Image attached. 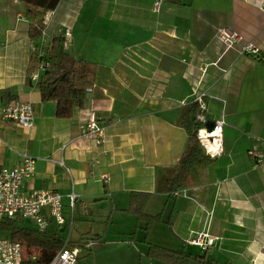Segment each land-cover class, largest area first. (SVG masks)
<instances>
[{
  "label": "crops",
  "instance_id": "1",
  "mask_svg": "<svg viewBox=\"0 0 264 264\" xmlns=\"http://www.w3.org/2000/svg\"><path fill=\"white\" fill-rule=\"evenodd\" d=\"M26 11L19 0H0V169L15 167L22 153L35 160L22 193H57L65 212L74 193L71 239L85 229L77 218L91 215L90 207L129 213L130 193L150 194L145 211L156 201L154 215L162 221L148 238L163 224L161 243L177 247L166 249L203 254L214 264H264V158L258 163L253 155L254 148L264 155V0H60L43 16L47 24L36 44L28 37ZM66 28L72 35L66 53L96 70L84 85L92 92L82 107L60 119L55 102L41 101L34 87L39 79L31 80L45 70L39 65L29 83L27 65ZM220 29L237 33L240 43L225 49ZM246 43L259 54L241 53ZM194 90L203 96L206 121H224L222 152L169 194L168 182L193 143L184 125ZM10 101L31 105V128L2 118ZM89 113L105 129L102 145L80 134ZM133 218L135 230L141 223ZM202 231L216 238L204 252L186 244ZM77 236L75 244L88 238Z\"/></svg>",
  "mask_w": 264,
  "mask_h": 264
},
{
  "label": "trees",
  "instance_id": "2",
  "mask_svg": "<svg viewBox=\"0 0 264 264\" xmlns=\"http://www.w3.org/2000/svg\"><path fill=\"white\" fill-rule=\"evenodd\" d=\"M27 8L25 18L28 21V37L31 43L40 41L45 26L42 18L46 12L54 11L60 0H19ZM174 5H179L180 0H170ZM62 35L53 37L43 47L44 53L33 52L27 65V80L30 83V75L39 65L46 68L34 85L40 94L42 102L53 101L56 103L55 116L60 119L71 117L75 107H82L86 99L84 85L93 76L96 65L81 59H77L66 53L63 48ZM197 105L192 104L188 111V117L184 125L189 142L177 164V171L168 182L166 193H172L182 188L189 179L193 168H207L212 160L207 157L198 142L195 140L199 123L195 121ZM171 196V195H170ZM150 194L130 193L128 212L135 216L137 223L143 225L144 241L146 242L154 224L162 221L161 214L149 215L145 209L150 201ZM0 237H5L21 247V264H48L53 256L61 249V237L52 231L39 233L36 229L24 226L15 220L5 218L0 224ZM91 240L97 243L98 237L92 236ZM92 249V248H91ZM86 249L85 252H91ZM146 256L170 264H214L207 261L205 255L184 254L181 251H173L160 246L148 244Z\"/></svg>",
  "mask_w": 264,
  "mask_h": 264
},
{
  "label": "built area",
  "instance_id": "3",
  "mask_svg": "<svg viewBox=\"0 0 264 264\" xmlns=\"http://www.w3.org/2000/svg\"><path fill=\"white\" fill-rule=\"evenodd\" d=\"M159 5L160 1L154 3V11H158ZM43 24H47L45 19H43ZM62 36L64 48H68L72 36L71 30L66 28ZM217 38L223 43L225 49L237 46L241 40L237 33L225 29L218 30ZM240 51L252 56L259 54V49L251 43L242 44ZM46 68L48 67L40 65L39 70L44 71ZM39 76V73H36L31 76V80L37 82ZM86 92H92V88L87 89ZM192 96L193 103L197 105L195 121L200 125L196 133V139L204 154L210 159H215L222 152L221 139L224 121L222 118L214 121V129L209 132L205 126L207 121L203 96L196 90L193 91ZM2 118L23 128H31L34 123L31 105L21 101H10L7 103L2 109ZM202 131L203 135H201ZM80 134L93 138L97 145H102L105 142V129L97 122L96 117L92 113H89L84 124L80 126ZM253 150V155L256 157L257 162L261 163L264 155L258 153L255 148ZM19 156L20 161L15 167L0 169V224L7 218L16 220L17 223L24 226H27L26 223H29L39 233L47 231L57 233L62 239V247L48 264H78L80 251L91 249L96 242L91 239H83L79 244H75L71 240L74 222L73 208L76 195L74 193L70 195L71 204L69 205L68 212H65L61 196L57 193L52 191L22 193L23 184L34 175L35 160L26 153H22ZM59 164L63 165L62 161ZM101 180L107 181L108 177L102 175ZM215 240L216 238L211 236L207 231H202L191 236L186 244L196 247L201 251H207L214 245ZM21 261L20 245L8 238L0 237V264H21Z\"/></svg>",
  "mask_w": 264,
  "mask_h": 264
},
{
  "label": "rangeland",
  "instance_id": "4",
  "mask_svg": "<svg viewBox=\"0 0 264 264\" xmlns=\"http://www.w3.org/2000/svg\"><path fill=\"white\" fill-rule=\"evenodd\" d=\"M90 3L96 5L94 1H90ZM84 12L85 10L81 12V15ZM81 20L82 18L80 16ZM156 205V201L151 203L146 212L154 215L157 212ZM90 208H92L91 215L86 217L79 216L77 218L78 224L76 223V225L85 229L75 230L72 239L81 234L88 236L87 239H90L92 236H97L98 241L92 247L90 253L80 251L78 264H150V258L146 256L148 244L159 243L157 245L163 246V248L177 249V247H168L170 245L161 243L163 235L167 232V228L163 224H158L154 234L147 238L146 243H143L144 236L140 230V227L143 225H139V228L134 230L135 221L131 214L127 212L109 213V211H106L107 209ZM29 227L32 228V226ZM177 241L179 240L177 239ZM186 251L192 253L199 252L190 247H187ZM154 261L153 264H157L156 259Z\"/></svg>",
  "mask_w": 264,
  "mask_h": 264
},
{
  "label": "water",
  "instance_id": "5",
  "mask_svg": "<svg viewBox=\"0 0 264 264\" xmlns=\"http://www.w3.org/2000/svg\"><path fill=\"white\" fill-rule=\"evenodd\" d=\"M207 130L211 132L214 129V122L210 121L205 124Z\"/></svg>",
  "mask_w": 264,
  "mask_h": 264
},
{
  "label": "clouds",
  "instance_id": "6",
  "mask_svg": "<svg viewBox=\"0 0 264 264\" xmlns=\"http://www.w3.org/2000/svg\"><path fill=\"white\" fill-rule=\"evenodd\" d=\"M201 135H203V131L201 132Z\"/></svg>",
  "mask_w": 264,
  "mask_h": 264
},
{
  "label": "bare ground",
  "instance_id": "7",
  "mask_svg": "<svg viewBox=\"0 0 264 264\" xmlns=\"http://www.w3.org/2000/svg\"><path fill=\"white\" fill-rule=\"evenodd\" d=\"M208 226V225H207Z\"/></svg>",
  "mask_w": 264,
  "mask_h": 264
}]
</instances>
